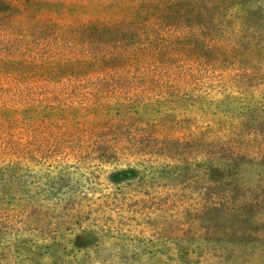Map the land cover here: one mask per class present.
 I'll return each mask as SVG.
<instances>
[{
    "label": "rangeland",
    "instance_id": "rangeland-1",
    "mask_svg": "<svg viewBox=\"0 0 264 264\" xmlns=\"http://www.w3.org/2000/svg\"><path fill=\"white\" fill-rule=\"evenodd\" d=\"M253 6L248 20L224 24L232 42L250 46L215 51L199 102L174 99V112L136 118L119 133L50 96L31 128L0 115V260L264 264V161L212 177L195 164L204 148L171 141L213 135L233 140L234 154L264 156V14L256 13L264 4Z\"/></svg>",
    "mask_w": 264,
    "mask_h": 264
},
{
    "label": "trees",
    "instance_id": "trees-1",
    "mask_svg": "<svg viewBox=\"0 0 264 264\" xmlns=\"http://www.w3.org/2000/svg\"><path fill=\"white\" fill-rule=\"evenodd\" d=\"M256 3L264 0H0V115L31 128L44 119L50 96L68 102V113L95 116L105 132L119 133L136 118L174 112V99L199 102L203 79L216 71L215 51L250 46L232 42L224 24L248 20ZM237 76L249 86L247 68ZM58 109L49 108L52 116ZM171 141L204 148L208 156L195 164L212 177L264 161L234 154L228 138Z\"/></svg>",
    "mask_w": 264,
    "mask_h": 264
}]
</instances>
